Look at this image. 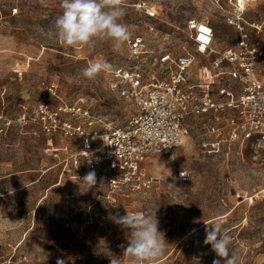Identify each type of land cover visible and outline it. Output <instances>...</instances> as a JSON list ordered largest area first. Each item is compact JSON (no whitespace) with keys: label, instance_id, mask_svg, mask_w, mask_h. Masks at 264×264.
<instances>
[{"label":"rangeland","instance_id":"374dc122","mask_svg":"<svg viewBox=\"0 0 264 264\" xmlns=\"http://www.w3.org/2000/svg\"><path fill=\"white\" fill-rule=\"evenodd\" d=\"M139 1L125 0L120 23L130 34L145 32ZM234 2L165 0L159 4L161 42L174 53L192 51L185 23L196 17L213 24L216 46L233 45L238 33L228 15ZM0 5L20 10L0 28V264H110L113 255L136 264L123 255L128 231L116 222L127 212L158 221L167 243L155 264H213L220 258L204 243L212 225L231 237L236 264H264V148L229 145L226 132H208L207 118H195L175 158H150L165 176L163 185L113 197L105 175L94 172L96 183L89 188L83 180L89 171L66 159L71 143L42 132L35 108L39 102L55 107L83 100L114 125H125L134 107L111 89L109 71L125 64L127 41L66 46L54 35L61 0ZM243 17L259 26L248 27L250 39L264 48V0L251 1ZM155 45L148 37L147 48ZM210 59L197 54L194 71L210 70ZM97 60L111 69L85 78L82 70ZM176 167L187 169L189 178L176 179Z\"/></svg>","mask_w":264,"mask_h":264},{"label":"built area","instance_id":"2783aa9c","mask_svg":"<svg viewBox=\"0 0 264 264\" xmlns=\"http://www.w3.org/2000/svg\"><path fill=\"white\" fill-rule=\"evenodd\" d=\"M164 1L138 2L145 32L131 33L125 64L109 71L111 89L134 107L125 125H114L83 100L55 107L39 102L35 108L42 132L71 143L66 159L72 166L105 175L108 196L147 193L163 185L165 176L150 158H175L195 118H207L208 132H226L229 145L264 148V48L250 39L248 27L259 26L243 17L253 0H235L229 11L238 33L233 45L216 46L209 19L190 17L185 27L193 50L183 47L180 53L161 42L159 4ZM19 11L0 5V28ZM148 37L156 42L153 49L147 48ZM197 54L211 57L210 70L194 71ZM174 175L189 178L181 167Z\"/></svg>","mask_w":264,"mask_h":264},{"label":"clouds","instance_id":"9594fccd","mask_svg":"<svg viewBox=\"0 0 264 264\" xmlns=\"http://www.w3.org/2000/svg\"><path fill=\"white\" fill-rule=\"evenodd\" d=\"M124 5L125 0H61L62 13L55 20L54 35L66 46L86 45L93 40L123 45L131 35L120 23L125 15ZM110 69V64L97 60L85 67L82 74L87 79H94ZM83 180L91 188L96 183L95 173L89 172ZM116 222L128 231L127 245H121L124 256L132 258L136 264H155V260L163 255L167 241L158 230L156 218L127 212ZM206 231L204 243L211 245L212 251L220 258L213 264H222V261L223 264H236L230 255L231 237L222 233L219 225H212ZM110 264H122V261L113 255Z\"/></svg>","mask_w":264,"mask_h":264}]
</instances>
